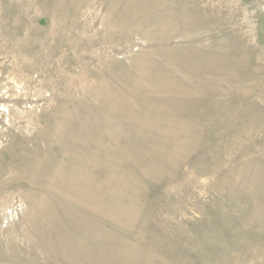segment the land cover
Here are the masks:
<instances>
[{"label": "rangeland", "instance_id": "obj_1", "mask_svg": "<svg viewBox=\"0 0 264 264\" xmlns=\"http://www.w3.org/2000/svg\"><path fill=\"white\" fill-rule=\"evenodd\" d=\"M0 264H264V0H0Z\"/></svg>", "mask_w": 264, "mask_h": 264}]
</instances>
